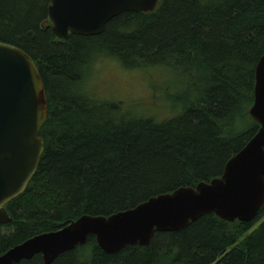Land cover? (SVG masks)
Segmentation results:
<instances>
[{
  "label": "trees",
  "instance_id": "1",
  "mask_svg": "<svg viewBox=\"0 0 264 264\" xmlns=\"http://www.w3.org/2000/svg\"><path fill=\"white\" fill-rule=\"evenodd\" d=\"M50 5L0 0V44L34 61L48 105L44 152L26 190L5 206L12 222L0 228V256L83 216L108 218L218 178L259 130L249 110L264 0H159L152 13H124L99 36L65 41L52 32ZM102 57L125 69H168L179 79L167 96L170 116L157 121L84 95L87 67ZM52 264H264V205L251 223L206 214L114 255L91 238Z\"/></svg>",
  "mask_w": 264,
  "mask_h": 264
},
{
  "label": "water",
  "instance_id": "2",
  "mask_svg": "<svg viewBox=\"0 0 264 264\" xmlns=\"http://www.w3.org/2000/svg\"><path fill=\"white\" fill-rule=\"evenodd\" d=\"M159 0H51L48 17L59 40L69 35L96 37L124 13L147 14ZM250 117L259 130L230 158L220 177L149 199L108 218L83 216L62 229L35 236L0 256V264H19L59 256L94 238L104 253L147 248L155 233H179L206 214L227 223H251L264 205V55L255 68ZM48 118L43 81L22 50L0 44V228L11 224L5 206L18 198L35 176L44 152L39 134Z\"/></svg>",
  "mask_w": 264,
  "mask_h": 264
},
{
  "label": "rangeland",
  "instance_id": "3",
  "mask_svg": "<svg viewBox=\"0 0 264 264\" xmlns=\"http://www.w3.org/2000/svg\"><path fill=\"white\" fill-rule=\"evenodd\" d=\"M86 71L80 90L90 100L120 103L129 111L155 117L157 121L170 116L167 96L177 92L174 90L179 79L168 69H125L118 61L102 57L93 61Z\"/></svg>",
  "mask_w": 264,
  "mask_h": 264
}]
</instances>
